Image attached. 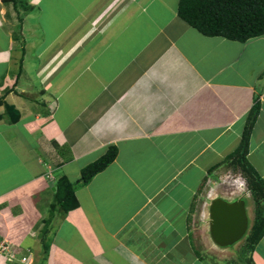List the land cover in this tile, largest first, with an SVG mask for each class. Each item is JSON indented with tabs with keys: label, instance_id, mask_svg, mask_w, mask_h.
Here are the masks:
<instances>
[{
	"label": "crops",
	"instance_id": "obj_1",
	"mask_svg": "<svg viewBox=\"0 0 264 264\" xmlns=\"http://www.w3.org/2000/svg\"><path fill=\"white\" fill-rule=\"evenodd\" d=\"M179 2L0 0V264H209L201 196L257 109L247 160L264 181V35L203 36ZM62 178L67 213L51 210Z\"/></svg>",
	"mask_w": 264,
	"mask_h": 264
},
{
	"label": "trees",
	"instance_id": "obj_2",
	"mask_svg": "<svg viewBox=\"0 0 264 264\" xmlns=\"http://www.w3.org/2000/svg\"><path fill=\"white\" fill-rule=\"evenodd\" d=\"M3 1L16 3V0ZM178 16L206 37H221L245 43L264 35V0H180ZM257 115L258 109L253 110L240 146L225 160L242 169L247 179V189L255 203V219L245 238L250 250L264 238V181L247 160L251 132ZM116 156L117 150L111 148L106 155L82 171L81 182L87 185L112 164ZM217 168L218 166L214 170ZM53 205V211L59 207L65 213L78 207L74 187L66 178L57 183Z\"/></svg>",
	"mask_w": 264,
	"mask_h": 264
},
{
	"label": "rangeland",
	"instance_id": "obj_3",
	"mask_svg": "<svg viewBox=\"0 0 264 264\" xmlns=\"http://www.w3.org/2000/svg\"><path fill=\"white\" fill-rule=\"evenodd\" d=\"M210 179L208 187L201 196L202 207L199 210L201 222L196 224L201 241L200 246H198L199 250L202 251L204 260L209 264H248L250 250L245 239L230 248L218 247L210 235L209 219L210 205L215 199H224L228 202L245 200L247 209L250 204L254 206L252 195L247 189V179L238 166H224ZM251 209L252 211L249 210V215L251 214L249 218H252L255 208ZM51 210L53 211V208Z\"/></svg>",
	"mask_w": 264,
	"mask_h": 264
},
{
	"label": "water",
	"instance_id": "obj_4",
	"mask_svg": "<svg viewBox=\"0 0 264 264\" xmlns=\"http://www.w3.org/2000/svg\"><path fill=\"white\" fill-rule=\"evenodd\" d=\"M210 235L215 245L230 248L249 233L250 219L245 200L215 199L210 205Z\"/></svg>",
	"mask_w": 264,
	"mask_h": 264
},
{
	"label": "built area",
	"instance_id": "obj_5",
	"mask_svg": "<svg viewBox=\"0 0 264 264\" xmlns=\"http://www.w3.org/2000/svg\"><path fill=\"white\" fill-rule=\"evenodd\" d=\"M7 250H8L7 246H5V244H1V245H0V257H1L3 254L7 253ZM9 259H10L11 261H14V260H15V255H14V254H10V255H9ZM21 262H22V263H26V262H27V258H22V259H21Z\"/></svg>",
	"mask_w": 264,
	"mask_h": 264
}]
</instances>
